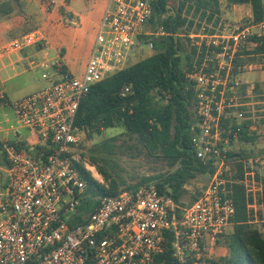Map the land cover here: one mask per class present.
Listing matches in <instances>:
<instances>
[{"label":"built area","instance_id":"1","mask_svg":"<svg viewBox=\"0 0 264 264\" xmlns=\"http://www.w3.org/2000/svg\"><path fill=\"white\" fill-rule=\"evenodd\" d=\"M156 2L108 0L81 76L44 73L47 86L11 102L0 92L5 160L0 165V264H155L167 232L173 235L178 264H213L218 240L237 212L234 182L223 177L233 161L232 143L242 131L233 129L232 121H251L250 133L262 119L243 110L233 112L245 106L238 102L243 84L234 73L235 61L244 57L251 37L264 38V22L237 27L231 35L211 34L204 28L187 35L198 49L187 75L196 96L192 145L197 159L213 161L216 167L198 198L182 205L155 183H145L102 198L83 223L71 226L87 192L75 164L82 163L79 150L86 136L75 125L80 103L93 85L126 68L136 51L152 55L153 39L167 36L162 29L152 30ZM45 4L50 8L53 1ZM44 40L40 30L31 31L7 44L0 58ZM251 89L245 91L246 97L252 96ZM131 91L126 87L122 96ZM19 130H28L34 142L13 139L11 134ZM241 162L243 179L236 183L245 187L250 223L255 224L264 210V187L255 170L260 161Z\"/></svg>","mask_w":264,"mask_h":264},{"label":"trees","instance_id":"2","mask_svg":"<svg viewBox=\"0 0 264 264\" xmlns=\"http://www.w3.org/2000/svg\"><path fill=\"white\" fill-rule=\"evenodd\" d=\"M20 1L0 3V13L7 17L20 12ZM222 1L228 5H251L253 23L264 22V0H157L151 20L152 30L156 32L162 29L167 36L153 39L154 53L151 56L93 85L82 99L75 125L85 130L88 140L105 130L123 128L149 156L164 159L170 168L166 174L143 179L138 185L127 186L123 190L153 182L159 191L168 193L176 202L185 205L183 198L188 194L187 186L202 175L214 174V162L203 163L197 159L192 145L196 96L187 75L193 69L198 49L191 46L187 35L200 31L203 24H210L215 18L218 22ZM249 42L254 44V48L245 51V55H264V38L251 37ZM203 58L204 51L199 56V64ZM245 65L244 58H237L234 73L243 74ZM54 69L63 71L60 66H54ZM128 86L132 91L123 97L122 92ZM251 124V121L241 124L232 121L233 129L242 128L239 142L254 140V136H249ZM107 150L106 146L100 149L98 157L91 162L105 183L99 182L83 163H75L87 183V192L81 214L71 226L83 223V217L93 212L102 198L116 196L122 191L119 190V180L99 163L100 160L106 161L104 154H112ZM233 156L231 150L229 157L232 159ZM230 166L235 173L228 176L229 170L223 177L234 182L233 198L237 212L233 219V231L223 236L222 244L227 254L213 259V264H264V210L259 213L257 224L260 226L250 223L245 187L236 183L243 179V163L238 161ZM199 193L193 196L190 203L198 198ZM262 202L264 204V190ZM163 242V249L157 255L155 264H178L173 255V235L165 233ZM218 244H221L220 238Z\"/></svg>","mask_w":264,"mask_h":264},{"label":"crops","instance_id":"3","mask_svg":"<svg viewBox=\"0 0 264 264\" xmlns=\"http://www.w3.org/2000/svg\"><path fill=\"white\" fill-rule=\"evenodd\" d=\"M51 1L52 6L47 8L45 0H21L20 12L0 18V51L18 39L13 38L14 35L28 30L31 24L35 30L41 31L45 39L23 50L10 51L0 58V92L10 102L47 86L48 82L42 75L53 73L54 66L81 76L90 58L108 0ZM231 6L234 10L248 6L249 17L253 18L251 5ZM255 78L264 81V72L257 76L249 73L240 75L246 89ZM11 137L28 142L35 140L31 133L23 130L13 132ZM223 250L222 255L225 256L227 249Z\"/></svg>","mask_w":264,"mask_h":264},{"label":"rangeland","instance_id":"4","mask_svg":"<svg viewBox=\"0 0 264 264\" xmlns=\"http://www.w3.org/2000/svg\"><path fill=\"white\" fill-rule=\"evenodd\" d=\"M4 1L7 0H0V3H3ZM249 14L250 8L248 6L234 10L231 5H227V2L223 1L221 2V15L219 16L218 22L217 18H215L210 24H203L202 26L206 31L231 35L237 27L242 28L253 24V20L249 17ZM1 17H3V15L0 13V18ZM35 29L34 24H31L28 30H25L21 34L14 35L13 38H19L24 33ZM246 47V51H250L254 48L250 43L247 44ZM150 54L151 53L136 51L127 66L148 57ZM243 55L246 64L244 71L245 74L249 73L257 76V74L264 72V56L245 55V53H243ZM248 85L252 88V96L246 97L245 91L248 88L244 89L242 86V89L238 91L237 96L239 97L238 102L244 103L245 106L234 108L233 112L235 114L243 110L250 116L255 115L262 119H260V124L257 128L249 134V136L255 137L252 142L237 141L232 144L231 150L234 154L232 157V163L253 158L259 159L260 162L256 164L255 170L258 180L263 183L264 187V81L255 78L251 84ZM156 101H159L158 98H156ZM159 105H161V101H159ZM23 132L28 133L29 131L23 130ZM105 146L109 151H112V154H104L106 161L100 160L99 163L102 166L104 165L108 172L119 180L120 191L123 190L124 187L138 185L143 179L163 175L170 171V168L164 159L149 156L144 148L135 139L131 138L123 128L108 129L103 131L102 134L95 135L89 140L85 136L79 150V156L81 157L82 163L101 183H105L104 179L98 173L96 167L91 165V162L94 157H98L99 150L103 149ZM4 163L5 160L1 149L0 165H3ZM230 172L228 176L235 173L234 170H230ZM211 180L212 177L210 175H202L198 180L189 184L187 186L188 194L183 198V202L190 203L193 196L209 185ZM255 225L260 226L257 223H255ZM233 227V224L230 225L223 235H221V244H218V247L214 251V259L223 256V248H225L222 244L223 236L231 233Z\"/></svg>","mask_w":264,"mask_h":264}]
</instances>
